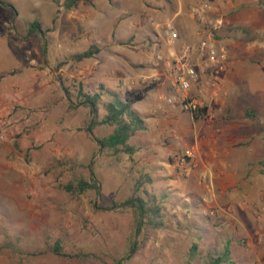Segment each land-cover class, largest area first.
I'll return each mask as SVG.
<instances>
[{"label":"rangeland","instance_id":"1","mask_svg":"<svg viewBox=\"0 0 264 264\" xmlns=\"http://www.w3.org/2000/svg\"><path fill=\"white\" fill-rule=\"evenodd\" d=\"M3 1L12 7L0 4V264H117L136 214L96 206L147 192L165 227L147 229L125 264H207L227 244L235 264H264V0H214L238 4L210 14L223 20L218 30L192 17L191 0H82L69 12L64 0ZM183 18L234 43L225 47V94L213 99L204 79L187 95L207 109L199 119L160 59L173 55L159 36ZM92 44L96 57L69 60ZM79 82L122 95L158 83L134 105L146 122L130 140L134 156L99 150L89 109L71 108L63 90ZM112 132L94 129L99 138ZM92 174L100 192H80ZM57 241L65 256L51 251Z\"/></svg>","mask_w":264,"mask_h":264},{"label":"trees","instance_id":"2","mask_svg":"<svg viewBox=\"0 0 264 264\" xmlns=\"http://www.w3.org/2000/svg\"><path fill=\"white\" fill-rule=\"evenodd\" d=\"M55 4H59L61 0H52ZM82 0H64V10L71 11ZM92 1V0H86ZM0 4L6 7H12L11 4L0 0ZM40 25L38 22L32 24V29L29 34L37 32ZM40 32V31H39ZM101 51L98 44H92L87 50L73 54L69 60L79 63L86 59L96 57ZM157 82L151 83L144 87L141 91H131L122 95L113 89L108 88L104 84H99L95 88L86 86L84 83L72 84L64 86L65 96L70 103L71 108H87L90 111L91 120L89 122L87 132L96 141L99 150H111L124 152L130 156H134L138 149L130 143L132 137L139 131L146 130L145 118L134 108L136 103L143 101L147 94L156 88ZM73 88V90H72ZM206 108L192 111L195 119L201 118L206 112ZM111 127L113 132L103 138L95 135L96 127ZM264 166V160L261 162ZM150 181V180H149ZM142 182H138L140 189ZM79 191L84 192L89 189H94L100 192L101 184L95 174H92L90 182H79ZM75 191V189H74ZM139 191V190H138ZM146 199L141 196H133L123 202H113L106 206L97 205V209L109 212H119L122 210H133L136 214V225L133 231V241L129 249L117 264H125L130 261L142 248L145 241L148 239L147 229L159 230L165 227L164 219L161 215L162 208L157 202V197L145 193ZM144 235L145 238L140 239ZM63 247L59 241L52 246L51 251L57 255L65 256L62 252ZM199 246L194 244L191 248L190 258L193 260L198 255ZM189 264H193L189 262ZM207 264H235L232 259L229 244L222 252H215L209 257Z\"/></svg>","mask_w":264,"mask_h":264},{"label":"built area","instance_id":"3","mask_svg":"<svg viewBox=\"0 0 264 264\" xmlns=\"http://www.w3.org/2000/svg\"><path fill=\"white\" fill-rule=\"evenodd\" d=\"M215 10L214 0H200L199 4L193 8L192 17L201 23L212 25L214 30L223 26V20L217 19L213 22L209 18ZM169 35L172 40L178 37V33L170 28ZM202 59L199 64H193L187 57L166 56L160 58L168 70L171 77L172 86L178 93L184 96L186 107L192 111L198 110L200 106L196 100L188 101V94L200 81L201 74L205 76L210 73V77L205 78L202 88H208L213 99H219L224 93V86L221 84V74H223L229 64V52L225 47H218L214 40H203L199 46ZM190 50V48L188 49ZM203 91V90H202ZM178 100L177 95L166 97L160 103V107L173 105ZM191 152L188 156H191ZM185 162V159H182Z\"/></svg>","mask_w":264,"mask_h":264},{"label":"crops","instance_id":"4","mask_svg":"<svg viewBox=\"0 0 264 264\" xmlns=\"http://www.w3.org/2000/svg\"><path fill=\"white\" fill-rule=\"evenodd\" d=\"M200 0H191L194 5ZM216 1V0H215ZM164 3L171 4L172 0H164ZM183 4V0H180ZM215 10L211 16L217 15H229L234 10L237 9V3H215ZM176 28L174 29L178 33V37L172 40L169 32L166 33L165 37L159 36V42L164 43L167 49V54L173 56L187 57L193 64H199L202 59V54L200 52L199 46L203 40H214L218 47H228L232 49L234 47L233 40L226 39L223 37V33L214 34L212 31H205L199 23L194 20L187 21L186 18L178 20L176 23ZM190 48V50H188ZM212 75V74H208ZM205 75L201 74L200 82H203ZM209 91L208 89H206Z\"/></svg>","mask_w":264,"mask_h":264}]
</instances>
